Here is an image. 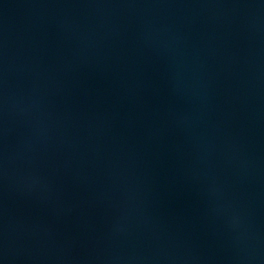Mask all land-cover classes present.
<instances>
[{
  "label": "water",
  "instance_id": "1",
  "mask_svg": "<svg viewBox=\"0 0 264 264\" xmlns=\"http://www.w3.org/2000/svg\"><path fill=\"white\" fill-rule=\"evenodd\" d=\"M0 264H264V0H0Z\"/></svg>",
  "mask_w": 264,
  "mask_h": 264
}]
</instances>
